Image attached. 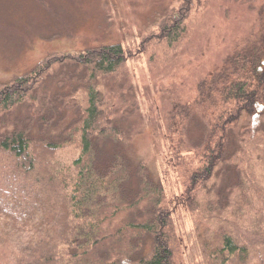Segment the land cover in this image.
I'll return each instance as SVG.
<instances>
[{
    "label": "trees",
    "instance_id": "1",
    "mask_svg": "<svg viewBox=\"0 0 264 264\" xmlns=\"http://www.w3.org/2000/svg\"><path fill=\"white\" fill-rule=\"evenodd\" d=\"M177 4L149 28L151 59L161 49L174 57L205 5ZM262 27L199 83L196 111L184 104L169 117L202 264H264ZM127 62L121 44L104 45L46 59L1 88L0 264H183L164 185L132 158L129 131L110 118L99 89ZM66 71L72 91L52 96L47 83ZM61 109L69 121L59 127ZM70 150L77 156L61 160Z\"/></svg>",
    "mask_w": 264,
    "mask_h": 264
},
{
    "label": "rangeland",
    "instance_id": "2",
    "mask_svg": "<svg viewBox=\"0 0 264 264\" xmlns=\"http://www.w3.org/2000/svg\"><path fill=\"white\" fill-rule=\"evenodd\" d=\"M178 1L0 0V90L46 59L121 44L128 55L126 68L100 79L99 89L110 118L129 131L125 144L132 158L144 161L164 185L181 242L180 261L202 264L193 217L183 197L186 175L172 157L178 137L168 131V121L180 105L196 111L199 83L229 52L263 29L264 0H204V7L190 16L176 55L163 59L161 49L151 59L153 51L144 45L149 28L178 7ZM67 73L47 83L52 96L72 91ZM60 114L59 127L69 121L62 109ZM200 118L190 126L189 149L200 136ZM75 156L70 150L60 159L68 162Z\"/></svg>",
    "mask_w": 264,
    "mask_h": 264
}]
</instances>
